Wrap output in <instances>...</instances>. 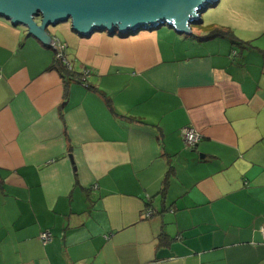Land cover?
<instances>
[{"label": "crops", "instance_id": "1", "mask_svg": "<svg viewBox=\"0 0 264 264\" xmlns=\"http://www.w3.org/2000/svg\"><path fill=\"white\" fill-rule=\"evenodd\" d=\"M240 3L189 35L49 27L68 78L0 17V264H264V7Z\"/></svg>", "mask_w": 264, "mask_h": 264}, {"label": "water", "instance_id": "2", "mask_svg": "<svg viewBox=\"0 0 264 264\" xmlns=\"http://www.w3.org/2000/svg\"><path fill=\"white\" fill-rule=\"evenodd\" d=\"M220 0H0V17L24 26L45 45L54 39L49 27L70 22L88 38L96 32L127 36L170 27L189 35L201 15Z\"/></svg>", "mask_w": 264, "mask_h": 264}, {"label": "built area", "instance_id": "3", "mask_svg": "<svg viewBox=\"0 0 264 264\" xmlns=\"http://www.w3.org/2000/svg\"><path fill=\"white\" fill-rule=\"evenodd\" d=\"M52 49L56 53V59L61 61L69 70H72V66L70 62L68 61V58L66 56L65 50H66V44L60 42L57 39H54L53 43L51 44ZM90 75L89 70H84L82 77H83V83L86 84V79ZM0 77H1V71H0ZM182 135L184 138V141L187 145V147H195L199 141L201 140V135L195 131L194 129L185 128L182 130ZM147 218L152 217L151 211L147 212L146 214ZM261 233L264 239V226L261 228ZM42 241L44 244H47L51 241V235L49 233H44L41 235Z\"/></svg>", "mask_w": 264, "mask_h": 264}, {"label": "trees", "instance_id": "4", "mask_svg": "<svg viewBox=\"0 0 264 264\" xmlns=\"http://www.w3.org/2000/svg\"><path fill=\"white\" fill-rule=\"evenodd\" d=\"M200 21H202V20L200 19ZM201 27H203V26L201 25ZM203 28H204V31L206 33V38H208V39L230 38L233 41H238V38L235 36L234 32L231 29L223 28V27H216V26H213V25L204 26ZM52 67L57 68L62 73V75L64 77H67V78L74 74L73 70H69L61 61H59L57 59L55 60V63H54V65ZM77 80L81 83L83 81L82 75ZM164 192H165V190H164ZM150 211H151L152 216H153L154 212L152 210H150Z\"/></svg>", "mask_w": 264, "mask_h": 264}, {"label": "rangeland", "instance_id": "5", "mask_svg": "<svg viewBox=\"0 0 264 264\" xmlns=\"http://www.w3.org/2000/svg\"><path fill=\"white\" fill-rule=\"evenodd\" d=\"M241 1V5L243 6V8L241 9L242 15L243 16H254L255 15V11L254 9L256 8L257 10L261 9L262 7H264V0H240ZM218 7H210L208 8L206 11H204L201 15V20H206L208 19L209 15H213L212 13L218 11ZM165 28V27H163Z\"/></svg>", "mask_w": 264, "mask_h": 264}]
</instances>
